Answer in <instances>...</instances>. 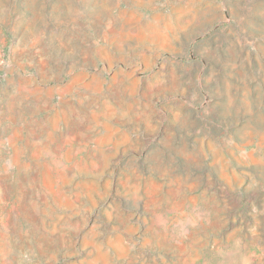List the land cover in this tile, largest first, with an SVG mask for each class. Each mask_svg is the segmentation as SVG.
Returning a JSON list of instances; mask_svg holds the SVG:
<instances>
[{"label": "rangeland", "instance_id": "374dc122", "mask_svg": "<svg viewBox=\"0 0 264 264\" xmlns=\"http://www.w3.org/2000/svg\"><path fill=\"white\" fill-rule=\"evenodd\" d=\"M0 264H264V0H0Z\"/></svg>", "mask_w": 264, "mask_h": 264}]
</instances>
